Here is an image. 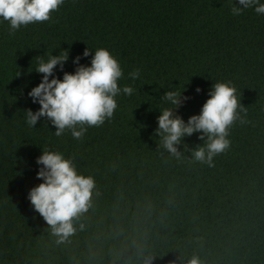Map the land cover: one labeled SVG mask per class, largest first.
Listing matches in <instances>:
<instances>
[{
  "label": "trees",
  "instance_id": "obj_1",
  "mask_svg": "<svg viewBox=\"0 0 264 264\" xmlns=\"http://www.w3.org/2000/svg\"><path fill=\"white\" fill-rule=\"evenodd\" d=\"M234 3L65 0L14 35L0 23V264H264V16H234ZM87 48L108 49L133 94L119 95L113 118L81 140L56 137L44 118L30 128L23 112L39 110L28 92L42 80L34 59L68 51L64 71L74 73ZM229 81L241 104L230 147L211 167L192 154L200 133L179 156L168 152L156 134L165 92L185 91L178 115L187 122L215 82ZM42 148L95 179L89 210L62 242L28 199L42 183Z\"/></svg>",
  "mask_w": 264,
  "mask_h": 264
},
{
  "label": "clouds",
  "instance_id": "obj_2",
  "mask_svg": "<svg viewBox=\"0 0 264 264\" xmlns=\"http://www.w3.org/2000/svg\"><path fill=\"white\" fill-rule=\"evenodd\" d=\"M64 3L65 0H0V23L7 21L9 33L14 35L22 27L49 21L52 13L59 11ZM253 8L257 15L264 16V0H235L231 13L239 16ZM90 56V65L80 63L82 58ZM34 60V71L42 75V80L28 96L40 108L35 112L31 109L23 112L25 122L35 128L44 118V125L51 124L57 129L56 137L67 131L75 140H81L89 128L101 127L113 118L119 95L131 96L134 92L130 86L120 87L123 70L118 59L106 48L96 49L94 55L87 48L83 57L78 56L73 61L74 73L64 71L69 61L68 51H61L59 55L47 52ZM58 66L64 73L62 79L56 76ZM130 75L138 78L139 70ZM196 91L201 93L202 89ZM184 92H165L161 100L169 106L159 109L156 134L162 137L163 147L168 152L179 156L181 142L200 133L199 139L205 143L192 154L196 161L211 167L214 157L230 147L229 128L238 118L237 109L241 107L237 89L230 81L215 82L200 113L187 122L178 115V109L189 99ZM36 163L40 166L36 178L42 183L30 190L28 199L62 242L74 234V219L89 210L95 179L81 174L74 160L59 150L42 148ZM189 264H200V261L193 257Z\"/></svg>",
  "mask_w": 264,
  "mask_h": 264
}]
</instances>
